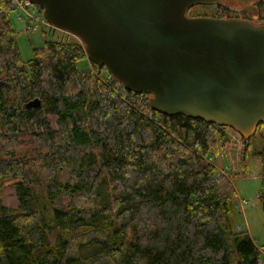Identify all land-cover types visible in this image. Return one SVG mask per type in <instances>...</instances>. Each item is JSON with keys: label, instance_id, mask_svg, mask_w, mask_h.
<instances>
[{"label": "trees", "instance_id": "16d2710c", "mask_svg": "<svg viewBox=\"0 0 264 264\" xmlns=\"http://www.w3.org/2000/svg\"><path fill=\"white\" fill-rule=\"evenodd\" d=\"M9 1L0 0V264H262L264 243L232 229L236 191L209 161L224 152V127L159 114L109 74L79 70L75 38L44 41L23 62ZM216 5V17H233ZM256 7L264 20V2ZM7 182L13 208L1 199Z\"/></svg>", "mask_w": 264, "mask_h": 264}, {"label": "water", "instance_id": "95a60500", "mask_svg": "<svg viewBox=\"0 0 264 264\" xmlns=\"http://www.w3.org/2000/svg\"><path fill=\"white\" fill-rule=\"evenodd\" d=\"M27 1L78 39L99 71L149 95L154 112L228 127L244 140L264 123V23L187 16L195 5L221 2L254 14L258 0Z\"/></svg>", "mask_w": 264, "mask_h": 264}, {"label": "rangeland", "instance_id": "374dc122", "mask_svg": "<svg viewBox=\"0 0 264 264\" xmlns=\"http://www.w3.org/2000/svg\"><path fill=\"white\" fill-rule=\"evenodd\" d=\"M260 1L264 2V0ZM257 2L254 4V14L248 13L242 8V5L236 2H221L219 4L228 7L233 16L238 18V16L245 14L251 23L259 25L263 24L264 20L259 15L260 10L256 7ZM216 6V4L195 5L188 10L187 16L216 17L218 12ZM8 19L14 30L18 32L16 44L23 62L30 60L32 51L42 46L44 41H69L75 38L53 28H40L36 31L27 30L26 22L20 21L13 13L9 15ZM76 40L78 41V39ZM77 68L79 70L89 69L92 73L99 74L102 81L108 82L109 80L105 68H101L99 71L87 59L79 61ZM146 96L149 100L150 96ZM223 132L228 141L224 152L218 153L215 157L210 156L209 161L216 166L218 171L230 177L236 191L237 199L234 203V213L230 218L232 229L239 233L247 232L259 247L264 243V132H257L256 130L257 133L248 140H244L239 133L228 127H224ZM249 141L248 156L245 165H243L239 159L240 149ZM10 184L11 182L6 183L1 199L5 206L13 208L16 206L17 200ZM261 253L262 264H264V250Z\"/></svg>", "mask_w": 264, "mask_h": 264}, {"label": "built area", "instance_id": "2783aa9c", "mask_svg": "<svg viewBox=\"0 0 264 264\" xmlns=\"http://www.w3.org/2000/svg\"><path fill=\"white\" fill-rule=\"evenodd\" d=\"M10 14H14L20 21L26 22L27 30L36 31L40 28H52L42 16V10L27 0H10Z\"/></svg>", "mask_w": 264, "mask_h": 264}, {"label": "flooded vegetation", "instance_id": "af4514ba", "mask_svg": "<svg viewBox=\"0 0 264 264\" xmlns=\"http://www.w3.org/2000/svg\"><path fill=\"white\" fill-rule=\"evenodd\" d=\"M218 18H221V17H218ZM222 18H224V17H222ZM232 18H237V17L233 16ZM238 18H247L248 19L247 15H245V14L238 16Z\"/></svg>", "mask_w": 264, "mask_h": 264}]
</instances>
